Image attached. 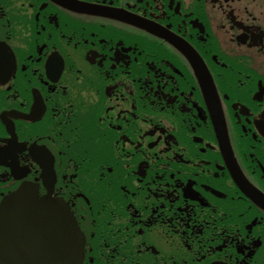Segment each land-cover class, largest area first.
I'll list each match as a JSON object with an SVG mask.
<instances>
[{"label": "flooded vegetation", "instance_id": "af4514ba", "mask_svg": "<svg viewBox=\"0 0 264 264\" xmlns=\"http://www.w3.org/2000/svg\"><path fill=\"white\" fill-rule=\"evenodd\" d=\"M32 181L81 264H264V0H0V264Z\"/></svg>", "mask_w": 264, "mask_h": 264}, {"label": "water", "instance_id": "95a60500", "mask_svg": "<svg viewBox=\"0 0 264 264\" xmlns=\"http://www.w3.org/2000/svg\"><path fill=\"white\" fill-rule=\"evenodd\" d=\"M64 220L66 223L61 228L62 231H60V233L61 236L64 235L65 237V264H79V251H77L78 248H76V245L74 244L75 242L73 240L76 235L75 230L70 228L71 224L68 220L67 214L65 215ZM75 238H77V235Z\"/></svg>", "mask_w": 264, "mask_h": 264}]
</instances>
